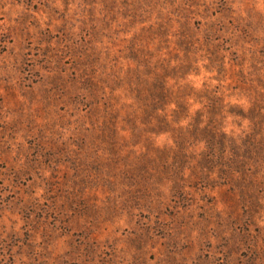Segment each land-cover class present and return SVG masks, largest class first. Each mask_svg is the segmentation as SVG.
<instances>
[{
	"label": "rangeland",
	"instance_id": "obj_1",
	"mask_svg": "<svg viewBox=\"0 0 264 264\" xmlns=\"http://www.w3.org/2000/svg\"><path fill=\"white\" fill-rule=\"evenodd\" d=\"M0 264H264V0H0Z\"/></svg>",
	"mask_w": 264,
	"mask_h": 264
}]
</instances>
